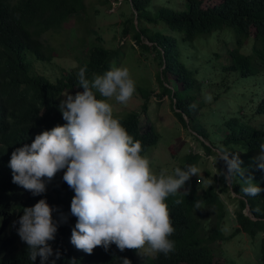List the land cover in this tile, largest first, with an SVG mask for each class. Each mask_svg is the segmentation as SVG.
<instances>
[{
    "label": "trees",
    "instance_id": "trees-1",
    "mask_svg": "<svg viewBox=\"0 0 264 264\" xmlns=\"http://www.w3.org/2000/svg\"><path fill=\"white\" fill-rule=\"evenodd\" d=\"M99 1L110 5V0ZM125 1L130 5L131 16L124 20L121 33L130 35L143 51L153 53L161 67L156 73L161 90L157 95L169 98L174 115L183 127H187L185 117L192 118L189 106L204 88L203 70L213 76L207 85L215 100L221 93L236 87L240 79H249L246 82L251 84V112L223 115L217 126L223 134L219 130H209L203 123L198 133L208 141H200L208 154L216 155L212 147L216 146L217 139V149L237 153L243 168L249 158L246 166H252L259 143L264 142V0H219L213 5L205 4L204 0ZM78 13L83 15L76 17L79 22L86 23L90 19L85 0H0V142L3 143L0 147V264H40L39 257L30 261L26 243L17 238L18 221L11 232L6 228L13 226L14 212L20 217L24 207L34 205L41 198L55 209L53 220L59 221L60 213L67 216V222L58 223L55 238L48 242L53 255L46 264L52 261L55 264H121V257H127L131 264H138L135 250L121 252L112 244L107 251L98 246L89 255L70 243L71 229L76 222L70 213L74 192L63 181V170L51 181H45V193L34 196L30 192L27 198L19 193L21 186L12 183V170L7 171L12 152L5 153L9 148L14 150L30 144L42 130L66 123L58 109V95L68 89L83 91L76 83L79 68L86 66V75L91 79L93 74H103L112 67V61L119 54V48L105 47L99 35L87 43L89 29L84 24L86 34L76 35V44L73 42L72 45V48L83 47L84 55L77 56V65H55L52 60L59 49L45 35L59 33L70 16ZM149 24L163 26L150 27ZM225 28L232 30L233 46H228L222 54L214 53L215 58L223 59V63H202L193 67L198 62V53L192 50L194 42L221 30L228 31ZM247 39L251 41L250 47L243 52ZM37 65L43 67L44 72H39ZM164 80L171 81V86ZM260 80L263 86L258 90L256 82L260 84ZM152 92L149 86L136 85L134 95L143 100L142 112H146ZM139 113L129 111L119 119L128 133L141 141L143 155L156 144L159 134L151 124L141 131ZM200 158L197 153H186L181 160L195 166ZM249 172L262 189L256 197L243 196L238 179L229 185L217 174L213 175V183L200 192L191 187L187 189V195H184L185 190H180L176 196H170L166 203L175 228L170 237L175 242V250L167 256L163 253L147 256L140 264H223L214 260L210 245L240 232L251 238L261 234L259 264H264V171L252 166L245 174ZM221 195L234 204L233 219L237 226L228 236L221 226L230 214ZM176 199L182 203L176 205Z\"/></svg>",
    "mask_w": 264,
    "mask_h": 264
},
{
    "label": "clouds",
    "instance_id": "clouds-1",
    "mask_svg": "<svg viewBox=\"0 0 264 264\" xmlns=\"http://www.w3.org/2000/svg\"><path fill=\"white\" fill-rule=\"evenodd\" d=\"M86 73V66L77 73L76 83L83 91L64 93L58 105L66 123L42 130L30 144L6 151L5 154L12 152L7 169L12 170V183L21 186L19 193L25 198L30 192L41 195L46 191L45 181L63 170L62 179L74 192L70 213L76 222L70 243L77 250L90 255L98 246L107 251L115 244L121 252L127 249L140 255L167 256L175 250V242L170 239L175 228L166 201L181 189L187 195L185 183L200 169L176 166L171 172L167 168L154 172L150 159L142 155L141 141L134 139L114 116L109 102L127 106L132 99L136 84L129 69L110 67L103 74H93L91 79ZM205 100L211 102L212 96L207 95ZM189 107L195 109L197 105ZM258 147L252 166L264 171V142ZM218 161L224 168L217 169V175L225 183L231 185L238 179L243 196L260 195V185L250 172L245 174L247 169L241 167L237 153L220 148L213 158L214 166ZM174 203L180 205L182 200ZM196 207L200 208L199 203ZM54 210L41 198L24 207L20 217L14 212V224L6 228L11 232L18 221L17 238L26 243L31 262L39 257L40 264H46L53 255L48 242L55 238L58 223L67 222L63 213L59 221L53 220ZM55 255L59 257L58 250ZM119 259L121 264H131L127 257Z\"/></svg>",
    "mask_w": 264,
    "mask_h": 264
},
{
    "label": "rangeland",
    "instance_id": "rangeland-1",
    "mask_svg": "<svg viewBox=\"0 0 264 264\" xmlns=\"http://www.w3.org/2000/svg\"><path fill=\"white\" fill-rule=\"evenodd\" d=\"M167 0H158L159 3H164ZM178 1L174 0L173 2ZM205 4L213 5L219 0H204ZM87 7V16L90 19L86 23H81L76 18L83 16L82 13L73 14L63 24V28L59 33H47L45 37L49 38V42L59 49L58 55L53 58L55 65L62 67H74L77 65V56H83V47L77 46L72 48L74 38L86 34L83 25L87 24L86 28L89 33L86 34L87 43L92 41L95 36L101 37V42L107 48H119V54L112 61V67H127L134 79L136 85L149 86L153 92L150 94L146 112L141 111L143 100L133 95L127 106L119 105L114 100L109 101L114 107V116L118 119L122 118L129 111L140 112V129L146 130L151 124L159 134L155 145L151 146L143 155H146L151 161V167L154 172H159L161 168H167L170 172L176 166L185 168L191 166L182 162L181 158L186 153H197L201 158L196 162V167L200 169L197 176H192L186 183L185 188L190 189L195 187L197 191H202L206 185L213 183V175L217 174V169L224 168L222 161H218L214 166V153L208 154L201 146L200 141L208 143L207 139L199 135L198 131L201 128V123L205 124L209 130H219L217 127L223 115L226 114H248L251 112L252 106L249 99L252 96L250 83L247 80L240 79L236 87L230 89L226 93H221L217 100L212 96V91L208 88L210 81L209 71L203 70L202 82L204 88L200 95L193 99V103L197 105L191 110L192 118H186L187 127H183L176 119L174 112L170 106L169 98L165 95L159 97L157 94L161 91L160 85L156 80L157 71L161 70L158 61L154 59L152 52H146L141 49L140 44L134 41L130 35L121 33L124 20L131 16L130 5L125 0H110V5L100 3L99 0H85ZM149 26L162 27V24H149ZM224 30L214 33L212 36L204 40H196L192 46V50L198 53V62L194 63L193 67H199L202 63L211 65L217 62L220 65L223 63L222 58H215L214 53H224L226 49L233 46L232 30L225 28ZM167 33V32H166ZM232 34V36H231ZM248 41V42H247ZM143 42H148L143 39ZM250 40H246V46L242 49L247 52L250 47ZM76 44V41L74 42ZM86 46V45H85ZM82 47V48H81ZM210 59V61H209ZM209 61V62H208ZM191 63V62H189ZM39 72H44L43 67L37 65ZM46 73H48L46 71ZM206 75V76H205ZM262 79V78H261ZM258 81V80H256ZM237 82V80H236ZM258 82L256 89L260 90L261 80ZM263 82V79H262ZM167 86H171V81L164 80ZM69 92L75 94L77 91L71 89L65 90L58 95L59 101L64 99L63 94ZM261 93V92H260ZM244 94L245 97H240ZM212 96L211 102H207L205 97ZM211 122V123H210ZM220 134H223L222 131ZM199 138V139H197ZM216 146H217V139ZM213 146L212 150L217 152V147ZM249 158L244 162L245 169L249 170L252 166L247 167ZM247 165V166H246ZM201 178V179H199ZM211 182V183H210ZM185 190V189H181ZM25 192V190H24ZM27 195V194H26ZM231 196L234 194L231 193ZM221 199L225 203L230 217L226 218L222 223L223 233L228 236L237 226L234 222V204L226 196L221 195ZM264 233L262 234V236ZM260 235L255 238L249 237L245 233H237L229 239L218 240L210 246L214 252V260L223 264H259V242ZM147 256L154 255H137L136 261L138 264L144 263ZM184 264V263H181Z\"/></svg>",
    "mask_w": 264,
    "mask_h": 264
}]
</instances>
